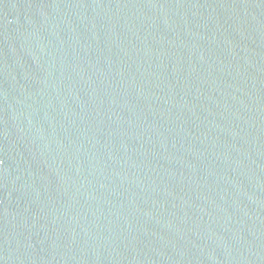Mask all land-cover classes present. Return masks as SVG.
<instances>
[{
	"label": "water",
	"instance_id": "95a60500",
	"mask_svg": "<svg viewBox=\"0 0 264 264\" xmlns=\"http://www.w3.org/2000/svg\"><path fill=\"white\" fill-rule=\"evenodd\" d=\"M0 264H264V0H0Z\"/></svg>",
	"mask_w": 264,
	"mask_h": 264
}]
</instances>
